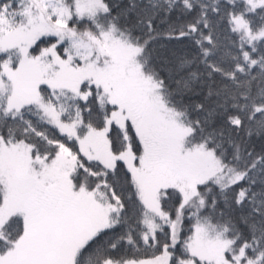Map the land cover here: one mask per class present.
Listing matches in <instances>:
<instances>
[{
  "label": "snow or ice",
  "instance_id": "6c2138e0",
  "mask_svg": "<svg viewBox=\"0 0 264 264\" xmlns=\"http://www.w3.org/2000/svg\"><path fill=\"white\" fill-rule=\"evenodd\" d=\"M0 264H264V0H0Z\"/></svg>",
  "mask_w": 264,
  "mask_h": 264
}]
</instances>
